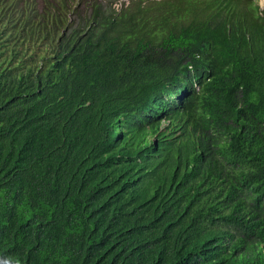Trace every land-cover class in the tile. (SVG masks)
Returning a JSON list of instances; mask_svg holds the SVG:
<instances>
[{"label":"trees","instance_id":"16d2710c","mask_svg":"<svg viewBox=\"0 0 264 264\" xmlns=\"http://www.w3.org/2000/svg\"><path fill=\"white\" fill-rule=\"evenodd\" d=\"M0 264H264L256 0H0Z\"/></svg>","mask_w":264,"mask_h":264},{"label":"rangeland","instance_id":"374dc122","mask_svg":"<svg viewBox=\"0 0 264 264\" xmlns=\"http://www.w3.org/2000/svg\"><path fill=\"white\" fill-rule=\"evenodd\" d=\"M103 6H107L112 2L113 7L120 10L125 7L132 0H99ZM145 2H153V0H144ZM256 3L260 6V9L264 10V0H256ZM87 13V12H86Z\"/></svg>","mask_w":264,"mask_h":264}]
</instances>
